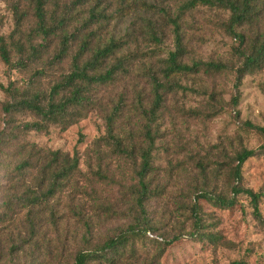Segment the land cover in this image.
<instances>
[{
    "label": "rangeland",
    "instance_id": "1",
    "mask_svg": "<svg viewBox=\"0 0 264 264\" xmlns=\"http://www.w3.org/2000/svg\"><path fill=\"white\" fill-rule=\"evenodd\" d=\"M76 4L75 0H50V10L57 6L61 11L69 10L68 16L74 21L72 31L89 19L90 9L98 5L99 21L76 36L72 57L83 35L91 34L93 29L96 35L91 36V47L96 42L104 45L118 41L121 47L110 61L127 57L130 64L119 80L100 89L94 106L77 124L67 130L52 126L49 134L28 132L18 139V143L45 152L61 151L70 158L76 153L80 159L79 172L69 185L32 207L30 219L21 199L29 191H36L38 184H48V180L42 181L41 173L48 160H35L32 168L18 172L22 154L8 147L11 142H0V212L5 211L7 198L18 204L9 220L0 222V264H74L75 255L85 248L86 237L91 247L118 236L135 223L138 211L130 189L134 181L131 161L119 158L101 139L106 135L107 117L116 111L117 134L126 141L131 136L142 144L141 112L152 102L147 75L176 51L175 19L183 35L187 64L221 62L237 68L234 48L238 42L225 28L229 14L216 7L197 5L187 10L183 0H91L85 6ZM13 5V0H0V33L7 37L16 29ZM26 5L22 1L24 9ZM33 27L30 11L16 41L28 45L29 40L34 46L41 43ZM59 46V39L54 38L41 51L44 61L37 67L46 71L38 78L43 89L70 70L72 57L56 66L47 63ZM30 75L8 68L0 58V139L11 133L4 112L10 101L5 89L12 84L19 91L27 90ZM182 84L189 91L168 94L154 125L158 139L153 152V197L145 207L149 221L159 229V237L137 244L138 263L150 264L153 255L162 252V236L171 240L183 234L178 243L162 253L160 264H264V222L255 216L246 195L238 196L230 209L201 202L207 231L218 237L197 241L188 235L194 231L188 218L195 205V193L205 188L216 195H229V170L236 164V154L244 148L258 153L244 164L242 184L254 192H264L262 137L247 126L264 127V67L245 76L238 89L233 71L204 69L184 76ZM237 95L239 103L235 106L232 98ZM14 116L17 124L32 121L27 114ZM259 207L264 218V197Z\"/></svg>",
    "mask_w": 264,
    "mask_h": 264
},
{
    "label": "trees",
    "instance_id": "2",
    "mask_svg": "<svg viewBox=\"0 0 264 264\" xmlns=\"http://www.w3.org/2000/svg\"><path fill=\"white\" fill-rule=\"evenodd\" d=\"M7 1V0H6ZM22 1L27 4L26 9L22 7ZM184 9L191 10L197 5L216 7L229 14V20L225 25L230 37L238 42L234 48V56L237 58V68L229 67L221 62L193 61L187 64L184 61L186 48L181 33L178 20H174L175 26V46L176 51L170 52L163 65L156 71L150 69L148 72V84L151 88L152 102L147 109L142 108L141 116L144 120L141 129L142 144L131 136L127 141L117 134L116 115L113 112L107 117L106 135L102 141L117 152L119 158H126L131 161L134 172V181L130 184V189L134 195L138 215L135 223L123 231L118 236L108 239L104 243L89 246L88 238L84 240L85 248L80 250L74 258V264H139L136 246L144 243L149 237H156L159 229L152 225L146 212V202L153 197L152 177H153V152L158 139V131L154 130V125L158 120V113L164 108L166 96L174 92L189 90L183 86L184 76L198 73L201 70L210 72L233 71L235 75V86L238 89L247 75H253L261 71L264 67V0H183ZM13 11L16 16V29L7 37L0 33V58L10 69L30 72L31 78L29 87L25 91H19L11 84L5 89L10 98L5 106L4 112L7 128H11L9 135H3L0 142H11L8 146L22 154L20 163L16 169L18 172L28 167H33L35 160H48L42 167V181L48 180L47 185L38 184L36 191H29V195H24L21 199L28 208V218L32 214V207L38 206L41 202L51 197L50 193L64 189L69 185L71 178L79 172V162L77 154L70 158L68 154L61 151H48L37 149L28 143H18V139L28 132L49 134L52 126H58L63 130L69 129L87 116L88 110L94 106L95 95L100 89L119 80L122 71L127 70L130 60L121 57L115 61H110L119 50L121 45L118 41L111 40L106 44L96 42L92 46L91 36L96 33L83 35L79 48L72 57L73 45L76 36L80 32H86L89 26L97 24L96 4L90 9L89 19H86L78 28L70 29L73 20L68 16L69 10L61 11L60 7L50 10V0H13ZM74 6H85L91 0H75ZM34 18L32 32L41 38V43L33 45L27 40L28 45L16 41L18 32L26 22L29 12ZM54 38L59 39L60 46L56 49L52 58L47 61L49 66H56L66 59L72 57L70 70L63 74L54 84L46 89L39 87L38 78L45 73L43 68H38L37 64L43 62L42 49H46L48 43ZM29 48V49H27ZM41 57V59H40ZM14 58L16 60H14ZM12 99V100H11ZM234 105L239 103V96L232 98ZM27 114L32 121L17 124L15 114ZM15 124V125H14ZM248 128L256 130L262 137L260 148L264 151V127L248 124ZM258 150L244 148L236 154L235 166H231L229 176L232 180L230 194L219 193L216 195L203 188L195 193V205L190 210L193 232L188 235L197 240H215L217 235L208 233V225L202 215V203H214L222 209H230L236 205V200L240 195H246L251 199L255 216L262 222L264 218L260 212V201L264 197V192H254L243 186V167L251 158L255 157ZM15 169V170H16ZM40 181V182H42ZM15 200L6 199L5 210L0 212V222L8 221L10 213L16 212ZM2 210V209H1ZM30 219V218H29ZM88 227L89 225L86 224ZM156 235V236H155ZM159 236H157L158 238ZM184 237L183 234L171 240H166L162 236V252L153 255L150 264H160L162 253L170 246L178 243ZM151 242L155 240H149ZM156 242L159 243L157 240ZM160 248V247H159ZM129 253L128 257H126ZM146 263V262H142ZM231 264H248L244 261H235Z\"/></svg>",
    "mask_w": 264,
    "mask_h": 264
}]
</instances>
